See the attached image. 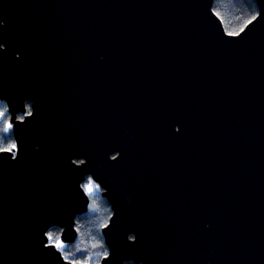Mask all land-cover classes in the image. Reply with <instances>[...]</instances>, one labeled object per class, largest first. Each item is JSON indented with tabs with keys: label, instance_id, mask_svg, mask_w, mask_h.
I'll return each mask as SVG.
<instances>
[{
	"label": "water",
	"instance_id": "obj_1",
	"mask_svg": "<svg viewBox=\"0 0 264 264\" xmlns=\"http://www.w3.org/2000/svg\"><path fill=\"white\" fill-rule=\"evenodd\" d=\"M0 0V264H73L91 176L97 264H264V0ZM31 111L26 113V102Z\"/></svg>",
	"mask_w": 264,
	"mask_h": 264
},
{
	"label": "trees",
	"instance_id": "obj_2",
	"mask_svg": "<svg viewBox=\"0 0 264 264\" xmlns=\"http://www.w3.org/2000/svg\"><path fill=\"white\" fill-rule=\"evenodd\" d=\"M214 11L221 17L229 33H238L258 13L256 0H214ZM30 107V102L26 103ZM5 107V105H4ZM7 108L0 110V149L10 148L15 138L9 127ZM89 179L84 183L86 184ZM102 190L94 192L87 212L76 217L78 237L73 243H65L62 250L74 264H97L108 252L102 227L108 222L112 208ZM60 227H52L49 235L53 241L60 239ZM124 264H137L133 261Z\"/></svg>",
	"mask_w": 264,
	"mask_h": 264
},
{
	"label": "rangeland",
	"instance_id": "obj_3",
	"mask_svg": "<svg viewBox=\"0 0 264 264\" xmlns=\"http://www.w3.org/2000/svg\"><path fill=\"white\" fill-rule=\"evenodd\" d=\"M2 149H3V147H2ZM84 186H85L87 192H88L90 195H92L94 192H96V191H98V190L100 189L99 184H98L95 180H93L92 178L89 179L88 182H87L86 184L84 183ZM89 186H91V190H89ZM60 234H61V232H60ZM52 241H53V240H52ZM54 242H55L57 245L59 244V245H60V248H62V247L64 246V244H65V242L62 241L61 237H60L59 240H55Z\"/></svg>",
	"mask_w": 264,
	"mask_h": 264
},
{
	"label": "flooded vegetation",
	"instance_id": "obj_4",
	"mask_svg": "<svg viewBox=\"0 0 264 264\" xmlns=\"http://www.w3.org/2000/svg\"><path fill=\"white\" fill-rule=\"evenodd\" d=\"M4 105H5V107L7 108L8 112H9V105H8V103L4 99H2L1 96H0V110H2L3 108H5ZM26 107H27V105H26ZM30 111H31V104H30V107L29 108L28 107L26 108V113H19L18 114V117L19 118H23L24 115L28 114ZM9 115H10V113H9ZM10 118H11V115L9 116V124L11 125V129H12V124L10 122Z\"/></svg>",
	"mask_w": 264,
	"mask_h": 264
},
{
	"label": "snow or ice",
	"instance_id": "obj_5",
	"mask_svg": "<svg viewBox=\"0 0 264 264\" xmlns=\"http://www.w3.org/2000/svg\"><path fill=\"white\" fill-rule=\"evenodd\" d=\"M9 127H11V125H9ZM15 148H16V145L13 144V145H11L10 148L4 149V151H12ZM89 190H91V186H89ZM57 247H60V245L58 244Z\"/></svg>",
	"mask_w": 264,
	"mask_h": 264
},
{
	"label": "clouds",
	"instance_id": "obj_6",
	"mask_svg": "<svg viewBox=\"0 0 264 264\" xmlns=\"http://www.w3.org/2000/svg\"><path fill=\"white\" fill-rule=\"evenodd\" d=\"M92 177L91 176H89L87 179H91ZM93 179V178H92ZM94 180V179H93ZM100 186V185H99ZM85 187V186H84ZM86 189V188H85ZM100 189H101V187H100ZM102 190V189H101ZM90 195V194H89ZM50 236V235H49ZM74 264V263H73Z\"/></svg>",
	"mask_w": 264,
	"mask_h": 264
},
{
	"label": "bare ground",
	"instance_id": "obj_7",
	"mask_svg": "<svg viewBox=\"0 0 264 264\" xmlns=\"http://www.w3.org/2000/svg\"><path fill=\"white\" fill-rule=\"evenodd\" d=\"M51 241H52V238L50 237Z\"/></svg>",
	"mask_w": 264,
	"mask_h": 264
}]
</instances>
